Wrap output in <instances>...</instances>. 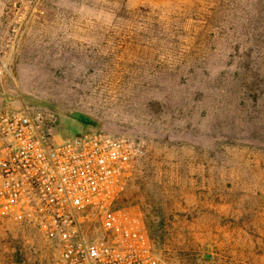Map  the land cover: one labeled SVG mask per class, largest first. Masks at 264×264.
<instances>
[{"label":"rangeland","instance_id":"1","mask_svg":"<svg viewBox=\"0 0 264 264\" xmlns=\"http://www.w3.org/2000/svg\"><path fill=\"white\" fill-rule=\"evenodd\" d=\"M0 103L142 141L118 206L166 263L264 264V0H0ZM57 262L0 215V264Z\"/></svg>","mask_w":264,"mask_h":264},{"label":"built area","instance_id":"2","mask_svg":"<svg viewBox=\"0 0 264 264\" xmlns=\"http://www.w3.org/2000/svg\"><path fill=\"white\" fill-rule=\"evenodd\" d=\"M55 120L0 103V215L55 240L57 264H168L141 216L118 206L142 141L97 130L55 141Z\"/></svg>","mask_w":264,"mask_h":264},{"label":"trees","instance_id":"3","mask_svg":"<svg viewBox=\"0 0 264 264\" xmlns=\"http://www.w3.org/2000/svg\"><path fill=\"white\" fill-rule=\"evenodd\" d=\"M77 117H78V121L81 124H83V125H87V124L90 123V120L88 118H86V117H83L82 115H78ZM121 198H122V196L120 197V199L118 200V202L121 201ZM145 220H146V224H147V228H148L149 234L151 236V235H153V232H152V229H151L152 228V225H151V223H150L149 220H147L146 218H145Z\"/></svg>","mask_w":264,"mask_h":264},{"label":"water","instance_id":"4","mask_svg":"<svg viewBox=\"0 0 264 264\" xmlns=\"http://www.w3.org/2000/svg\"><path fill=\"white\" fill-rule=\"evenodd\" d=\"M204 256H205V258H206V259H208V258H209V255H208V254H206V255H204Z\"/></svg>","mask_w":264,"mask_h":264}]
</instances>
